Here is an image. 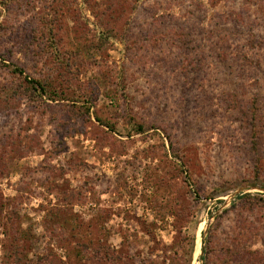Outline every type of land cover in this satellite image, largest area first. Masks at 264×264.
I'll use <instances>...</instances> for the list:
<instances>
[{
	"label": "rangeland",
	"instance_id": "374dc122",
	"mask_svg": "<svg viewBox=\"0 0 264 264\" xmlns=\"http://www.w3.org/2000/svg\"><path fill=\"white\" fill-rule=\"evenodd\" d=\"M0 264H264V0H0Z\"/></svg>",
	"mask_w": 264,
	"mask_h": 264
},
{
	"label": "trees",
	"instance_id": "16d2710c",
	"mask_svg": "<svg viewBox=\"0 0 264 264\" xmlns=\"http://www.w3.org/2000/svg\"><path fill=\"white\" fill-rule=\"evenodd\" d=\"M18 73H20L21 75H23V70L22 69H18L16 70ZM32 83H35L37 84L38 88H36V90L38 92H41L43 95L47 94V86H45L44 84L41 83V81H38V80H35V81H32Z\"/></svg>",
	"mask_w": 264,
	"mask_h": 264
},
{
	"label": "bare ground",
	"instance_id": "6f19581e",
	"mask_svg": "<svg viewBox=\"0 0 264 264\" xmlns=\"http://www.w3.org/2000/svg\"><path fill=\"white\" fill-rule=\"evenodd\" d=\"M236 253V252H235ZM243 257V256H242ZM261 261V260H260ZM258 262V261H257Z\"/></svg>",
	"mask_w": 264,
	"mask_h": 264
}]
</instances>
